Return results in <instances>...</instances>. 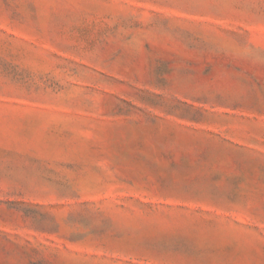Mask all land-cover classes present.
<instances>
[{"label": "rangeland", "instance_id": "374dc122", "mask_svg": "<svg viewBox=\"0 0 264 264\" xmlns=\"http://www.w3.org/2000/svg\"><path fill=\"white\" fill-rule=\"evenodd\" d=\"M0 264H264V0H0Z\"/></svg>", "mask_w": 264, "mask_h": 264}]
</instances>
